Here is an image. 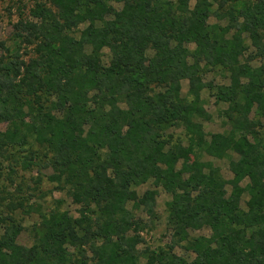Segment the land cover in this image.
Masks as SVG:
<instances>
[{"label":"trees","instance_id":"obj_1","mask_svg":"<svg viewBox=\"0 0 264 264\" xmlns=\"http://www.w3.org/2000/svg\"><path fill=\"white\" fill-rule=\"evenodd\" d=\"M191 1L49 0L15 23L14 47L1 45L0 124L9 127L0 129V164L34 140L55 171L51 180L68 187L82 209L79 217L59 210L43 216L30 249L18 243L24 226L0 212V264H87L88 251L94 264H264V137L250 119L255 107L264 113V66L241 61L249 48L244 34L264 55V0L237 15L232 9L226 26L209 23L215 2L225 0H196L193 8ZM112 2L121 9L110 11ZM105 48L109 64L101 61ZM204 66L230 73L215 97L229 104L232 128L209 139L194 121L210 118ZM183 80L190 98L182 96ZM168 124L184 125L188 145L170 144ZM199 151L237 154L234 177L225 179ZM189 156L192 164L178 168ZM26 159L30 166L35 158ZM150 180L172 195L174 242L140 252L144 240L127 204L133 188ZM157 194L143 196L150 216ZM203 227L210 236L191 237ZM184 241L192 260L174 251Z\"/></svg>","mask_w":264,"mask_h":264},{"label":"rangeland","instance_id":"obj_2","mask_svg":"<svg viewBox=\"0 0 264 264\" xmlns=\"http://www.w3.org/2000/svg\"><path fill=\"white\" fill-rule=\"evenodd\" d=\"M177 1V0H173ZM221 1V0H220ZM49 0H0V55L6 53L1 46L4 43L6 46L14 47V25L20 19H27L31 17V9L37 3H48ZM196 0L191 1L193 8ZM254 0H225L222 2H215L214 10L217 11V16H212L209 19L211 24H220L226 26L230 22L229 12L233 9L234 14L248 5H252ZM110 11L119 10L122 7L121 3L112 2ZM108 17H111V13ZM86 24L72 33L71 36L79 37L80 31L84 29ZM264 34V31H263ZM244 40L249 46L248 50L241 57V61L248 62L253 67L264 66V55H257L256 48L252 45L248 34H244ZM190 49L195 50L194 44L189 45ZM154 54V50H149L148 55ZM25 58H28L27 56ZM111 53L108 48L103 50L101 61L103 64H109ZM204 81L209 85L202 91V103L207 113L210 115L209 119L194 117V121L201 124L207 139L213 133L229 132L232 128L231 122L227 119L226 110L229 104L226 102L217 101L215 92L219 85L230 84V73L223 67L204 66L202 71ZM182 96L189 97V81H182ZM250 119L257 123L256 129L260 132V136L264 137V113L259 111L256 107L250 114ZM8 124H0V129L6 131ZM165 134L170 140V144L174 145L182 143L188 145L189 134L184 125H165ZM11 158L5 160L0 164V212L6 216L11 214L17 222L24 226V230L18 237V243L30 249L35 242V235L41 232V223L43 216L48 215L54 210L67 211L75 217L80 216L82 206L76 203L71 195L68 187L63 188L61 184L51 180V175L55 173L54 169L49 166V158L45 155L46 150L36 143L34 140L30 141L23 150L11 149ZM204 162H211L215 167L219 168L220 173L227 180L234 177V171L231 169V163L237 161L239 156L234 152H230L227 157L216 158L205 153L198 152ZM33 155L34 161L30 166H26L24 161L26 157L31 158ZM193 156H189L186 160H181L178 163V168L184 164L191 165ZM248 179L243 180L242 186L247 187ZM157 190L156 204L154 208V215L150 216L146 210V203L143 200L144 193L147 190ZM228 192L232 191V186L227 185ZM134 199H130L127 208L135 214V219L139 222V231L143 237L144 242L138 246L140 252L145 249L151 251L159 248H168L174 242V230L168 223V207L167 203L172 200V195L166 192L162 187H157L153 180L136 186L133 188ZM249 194L247 190L242 197L241 206L247 210V202ZM26 211H29L26 212ZM2 233V232H1ZM133 234V233H131ZM191 237L196 236H210L211 229L203 227L199 230H191ZM186 242L178 243L175 246V253L188 260L194 259L195 255L186 249ZM74 252V248H71ZM75 254L74 258H79ZM87 264H94V252H87ZM142 261L145 262L144 258Z\"/></svg>","mask_w":264,"mask_h":264}]
</instances>
